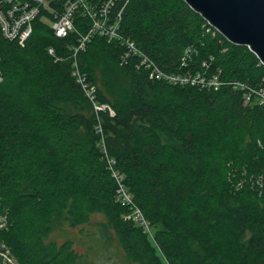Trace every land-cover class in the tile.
Returning a JSON list of instances; mask_svg holds the SVG:
<instances>
[{"label":"trees","instance_id":"1","mask_svg":"<svg viewBox=\"0 0 264 264\" xmlns=\"http://www.w3.org/2000/svg\"><path fill=\"white\" fill-rule=\"evenodd\" d=\"M125 2L120 34L164 71L195 72L207 61L223 81L264 78L253 53L207 33L182 0H120L116 10ZM74 38L57 39L37 21L23 48L0 39V239L13 261L83 264L75 246L90 239L83 231L99 216L102 237L117 241L127 264H162L149 239L170 264H264L263 108L226 85L200 91L150 81L119 65L117 41L94 36L78 56L97 100L114 111L101 113L100 137L71 75L66 45ZM190 45L197 53L180 68ZM112 172L149 235L123 221L128 209Z\"/></svg>","mask_w":264,"mask_h":264},{"label":"built area","instance_id":"2","mask_svg":"<svg viewBox=\"0 0 264 264\" xmlns=\"http://www.w3.org/2000/svg\"><path fill=\"white\" fill-rule=\"evenodd\" d=\"M119 1L0 0V39L15 43L18 47L23 48L32 36L37 21L47 25L57 39L74 36L75 44L70 50L72 58L71 75L87 100L92 104L96 114L107 113L110 117L114 116V112L107 104L97 100L95 87L88 83L77 63L78 55L86 51L87 45L94 36L104 37L107 41H117L121 47L119 65L144 71L150 81L162 82L171 86L190 87L200 91H218L224 85L230 86L241 93L244 104H254L264 110V78L257 85L232 80L223 81L219 74L210 72L207 61H203L201 70L195 72L164 71L132 40L120 34L121 14L126 2L117 11L116 6ZM79 18L82 20L81 24ZM204 22L207 33L214 35L217 32L220 34L206 20ZM47 53L55 62L61 60L56 57L53 48H49ZM196 53L197 50L193 45L188 46L180 57V68H187ZM259 65L264 67L260 61ZM112 176L116 184V199L121 207L128 209L126 218L128 221L138 222L143 232L149 235L151 233L149 223L136 207L129 193L126 192L121 178L116 172H112ZM2 226L4 227L5 224ZM165 264L170 263L165 261Z\"/></svg>","mask_w":264,"mask_h":264},{"label":"water","instance_id":"3","mask_svg":"<svg viewBox=\"0 0 264 264\" xmlns=\"http://www.w3.org/2000/svg\"><path fill=\"white\" fill-rule=\"evenodd\" d=\"M229 43L247 47L264 64V0H182Z\"/></svg>","mask_w":264,"mask_h":264},{"label":"rangeland","instance_id":"4","mask_svg":"<svg viewBox=\"0 0 264 264\" xmlns=\"http://www.w3.org/2000/svg\"><path fill=\"white\" fill-rule=\"evenodd\" d=\"M48 29H49V27H48ZM49 31H51V30L49 29ZM26 44H28V43H26ZM26 44H25V46H26ZM74 44H75V42L72 41V43L69 42L68 45H66L68 47L69 51L74 46ZM49 48H51V47H49ZM49 48H47L46 51ZM70 53H71V51H70ZM56 57L58 58L60 56H56ZM77 63L79 65V56L77 57ZM79 67H80V65H79ZM81 71L86 76L87 81L91 85H93L89 81L88 75L82 69H81ZM100 103H103V102H100ZM103 104H107L109 106V104L106 102H104ZM100 115H101V113H98V114L95 113V116H96L95 118L97 120L96 125L99 128L98 133H99L100 137H103V135H104L103 130L104 129L102 128V125L100 124L101 123ZM94 128H96V126ZM113 170H114L113 168H110V171H113ZM256 184L261 187V183L259 182V180L256 182ZM126 216H127V213L126 214L124 213L123 217H122L124 222H128V219L126 218ZM100 221H101V217H99V216L93 217L92 221H91V225H88L87 227H85V229L83 231V234L84 233L90 234V239L82 241L75 246L76 252L83 256V264H127V262L124 258L125 257L124 252L120 248V245L117 243V241L113 240L112 242H110V240H107L106 238L102 237V233L100 230L101 227H99V225H98V223ZM3 223L5 224L4 227L2 226V225H4ZM6 226H7L6 212H3V210L0 209V232L5 231ZM152 234H153V232H152ZM73 235H74V237L81 238V234H79V232H77V231L73 232ZM111 236L114 237L113 235H111ZM57 240H58V242L61 243L63 241V238L59 237ZM149 243L151 245V248H154L156 250L155 254L160 259L161 263L165 264L164 258L162 257L160 252L156 249V246H155L154 242L152 241V239H149ZM8 251H9L8 248L0 239V264H17L13 261V258L11 257L10 252L8 254Z\"/></svg>","mask_w":264,"mask_h":264}]
</instances>
